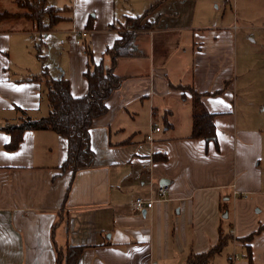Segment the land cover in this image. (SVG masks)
Returning a JSON list of instances; mask_svg holds the SVG:
<instances>
[{
  "label": "crops",
  "instance_id": "1",
  "mask_svg": "<svg viewBox=\"0 0 264 264\" xmlns=\"http://www.w3.org/2000/svg\"><path fill=\"white\" fill-rule=\"evenodd\" d=\"M232 1L45 0L60 17L48 30L23 16L0 20V264H65L57 251L67 244L82 246L76 264H185L219 232L226 242L206 264H264V105L235 76L244 69L245 25ZM7 8L0 5L19 12ZM147 9L151 28L117 59L121 85L89 130L90 167L61 170L67 141L51 129H27L5 148L10 134L1 128L19 121L17 107L47 114L43 72L67 77L73 96L87 92L84 73L93 67L72 30L88 29L93 62L109 65L105 50L126 16ZM179 85L213 114L214 139L190 137L192 98ZM158 117L164 129L147 141ZM160 184L164 199L132 209L137 196L156 198Z\"/></svg>",
  "mask_w": 264,
  "mask_h": 264
},
{
  "label": "trees",
  "instance_id": "2",
  "mask_svg": "<svg viewBox=\"0 0 264 264\" xmlns=\"http://www.w3.org/2000/svg\"><path fill=\"white\" fill-rule=\"evenodd\" d=\"M15 1L21 10L19 12L0 10V20L10 16H23L30 22H37L38 27L43 28V30H48L60 19L57 15L59 9L50 5L45 6V0ZM39 3H41L42 8H39ZM150 9L145 10L140 15L126 16L125 22L119 30V36L105 50L110 58L109 65H105L101 61L93 62L92 52L87 42L89 30L85 29L86 35L80 36V41L85 47L84 51L89 66L93 67L84 73L87 80V92L82 96H73L69 89L67 77L63 74L50 76L43 72L47 89L48 112L44 116L32 118L24 110L17 107L16 109L21 113L19 121L7 123L1 128L10 134V140L5 144V148L7 150L16 148L23 131L27 129H51L67 141L66 157L59 166L61 170L70 169L74 173L79 169L90 167L93 161V150L90 147L89 130L92 127L93 119L107 111L109 97L121 85L122 77L114 72L117 59L132 55L134 35L151 28V24L146 18ZM44 14L48 15V23L41 25V18ZM191 102L190 137L214 139L213 114L205 109L198 94L192 98ZM262 230L264 231V222L257 228V231ZM251 235L246 236V239L249 240ZM226 236L219 232V240L212 248L202 254L189 255L185 264H206L209 258L224 246ZM81 250L82 246L67 244L64 254L57 251V259H63L65 264H76Z\"/></svg>",
  "mask_w": 264,
  "mask_h": 264
},
{
  "label": "rangeland",
  "instance_id": "3",
  "mask_svg": "<svg viewBox=\"0 0 264 264\" xmlns=\"http://www.w3.org/2000/svg\"><path fill=\"white\" fill-rule=\"evenodd\" d=\"M231 3L233 5L232 0ZM0 5L8 7L7 9L10 10H16L18 6L16 1L13 2V0H0ZM48 5L50 4L45 3V6ZM18 9L21 10L19 7ZM236 13L238 15V23L245 26L240 28L243 46L239 48V63H244V69L243 73L239 72L238 69V74H235V76L238 75V78H244L247 81V85H244L251 86L254 93L252 96L255 97L257 104L264 105V0H237ZM23 23L27 24L26 21ZM250 35H253L252 39L249 37ZM38 47L41 54L47 57L45 44L41 42ZM246 55L247 57H245ZM45 64H49L50 72L53 74L54 71L51 69L52 61H46ZM238 86V89H240V83H238ZM178 87L182 91L183 97L188 93L191 99L198 94L189 86L179 85ZM162 122V119L158 117L154 124L163 130L164 123Z\"/></svg>",
  "mask_w": 264,
  "mask_h": 264
},
{
  "label": "built area",
  "instance_id": "4",
  "mask_svg": "<svg viewBox=\"0 0 264 264\" xmlns=\"http://www.w3.org/2000/svg\"><path fill=\"white\" fill-rule=\"evenodd\" d=\"M82 35L83 36L86 35L85 30L82 31L72 30L71 32L73 42L77 45H82L80 41V36ZM159 130H160L159 127L152 126L151 129L145 134V139L147 141H152L153 133L158 132ZM166 193H167V185L160 184L158 185L156 190V198L137 196L131 202L132 209L135 211H143L145 209L152 208L153 203L156 200L164 199ZM234 193H240V192L235 190ZM243 194H246V192H243Z\"/></svg>",
  "mask_w": 264,
  "mask_h": 264
},
{
  "label": "water",
  "instance_id": "5",
  "mask_svg": "<svg viewBox=\"0 0 264 264\" xmlns=\"http://www.w3.org/2000/svg\"><path fill=\"white\" fill-rule=\"evenodd\" d=\"M161 183V182H160ZM144 211V210H143ZM226 215V214H225Z\"/></svg>",
  "mask_w": 264,
  "mask_h": 264
}]
</instances>
